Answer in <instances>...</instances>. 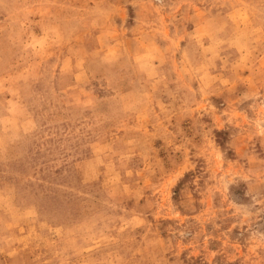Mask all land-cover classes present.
<instances>
[{
	"label": "rangeland",
	"instance_id": "1",
	"mask_svg": "<svg viewBox=\"0 0 264 264\" xmlns=\"http://www.w3.org/2000/svg\"><path fill=\"white\" fill-rule=\"evenodd\" d=\"M0 264H264V0H0Z\"/></svg>",
	"mask_w": 264,
	"mask_h": 264
}]
</instances>
